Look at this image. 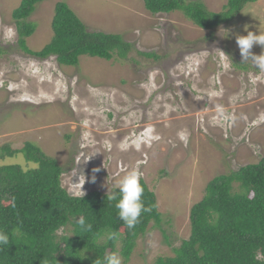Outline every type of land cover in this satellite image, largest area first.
<instances>
[{"label":"rangeland","instance_id":"rangeland-1","mask_svg":"<svg viewBox=\"0 0 264 264\" xmlns=\"http://www.w3.org/2000/svg\"><path fill=\"white\" fill-rule=\"evenodd\" d=\"M59 1L37 4L31 17L37 30L27 39L31 49L51 41ZM185 1H200L214 12L229 2ZM20 2L0 0V147L9 143L20 150L36 143L63 166L61 182L69 193L78 190L80 174L86 177L79 185L84 194L107 193V182L111 187L138 169L157 195L163 220L137 239L128 264L174 255L173 248L190 237V212L208 183L264 157V72L241 63L235 39L247 34L245 25L258 32L264 0L211 30L182 11L152 14L144 0H67L90 31L123 34L137 49L160 56L85 55L73 67L19 47L12 12ZM221 50L230 56L223 62ZM252 51L260 54L262 48L254 45ZM10 161L34 165L23 153ZM121 249L118 242L106 252Z\"/></svg>","mask_w":264,"mask_h":264},{"label":"trees","instance_id":"trees-1","mask_svg":"<svg viewBox=\"0 0 264 264\" xmlns=\"http://www.w3.org/2000/svg\"><path fill=\"white\" fill-rule=\"evenodd\" d=\"M40 1L21 0L12 12L19 47L36 58L55 56L67 67L78 66L85 55L111 60L127 59L135 52L160 59L155 51L137 49L123 34L90 31L67 0L55 5L51 41L33 50L27 39L37 30L31 17ZM255 1L229 0L222 11L214 12L200 1L144 0L152 14L182 11L207 30L232 23ZM19 153L34 165L25 168L5 161ZM63 172L58 160L34 142H26L20 150L9 143L0 147V229L10 236V246L0 247V264H95L108 249L115 250L118 242L123 264H128L137 239L148 232L151 223L163 220L156 193L142 178V199L152 211L142 213L140 222L129 230L117 216L114 202L107 201V193L93 190L82 199L61 189ZM79 216L91 225L86 233L75 223ZM190 225V237L173 248L175 254L159 255L153 264H264L253 259L257 249L264 251V157L211 180L202 200L191 209ZM62 230L67 232L59 234ZM112 232L117 233L115 240L108 239Z\"/></svg>","mask_w":264,"mask_h":264},{"label":"clouds","instance_id":"clouds-1","mask_svg":"<svg viewBox=\"0 0 264 264\" xmlns=\"http://www.w3.org/2000/svg\"><path fill=\"white\" fill-rule=\"evenodd\" d=\"M254 16V15H253ZM255 17V16H254ZM257 18V17H256ZM259 19V18H258ZM260 20V19H259ZM250 25H245L244 30L247 32L246 35L238 34L236 39V44L239 48L240 55L242 58L241 63L251 62V64L257 68L260 72H264V21L260 20L257 31H251ZM254 45H259L262 48L260 54H256L252 51ZM225 56L230 57L224 51L221 50L220 61L223 62ZM226 66V65H225ZM221 115L225 119L229 117L221 111ZM10 161V158H7L5 161ZM87 159H85L86 162ZM4 161V162H5ZM78 162L77 164H79ZM94 171H99V169H94ZM77 174V171L75 175ZM74 175V176H75ZM73 179V178H72ZM83 179L84 183L86 177L83 174L79 175L78 182L74 183L78 186V190L74 193H69L76 198H82L84 196L83 187H79L80 181ZM93 181L95 177L92 178ZM142 173L138 169H132L127 171L120 179L116 180L111 187L107 182V201L109 203L114 202V207L117 209V216L119 219L126 225L129 230L135 228V226L140 222V217L142 213L151 212V206H145L144 200L142 199L145 187L141 182ZM83 183V184H84ZM83 186V185H82ZM60 188H64V183L61 182ZM75 223L78 224L79 229L82 232H88L91 228V225L86 223V220L83 216H79ZM68 236L65 240L67 241ZM117 238V233L112 232L109 234L108 239L115 240ZM61 244V243H60ZM59 244V245H60ZM10 246V236L9 234L0 229V247ZM253 259L258 262H264V251L257 249L253 255ZM95 264H123L122 257L118 251L105 252L103 258H98L95 261Z\"/></svg>","mask_w":264,"mask_h":264}]
</instances>
